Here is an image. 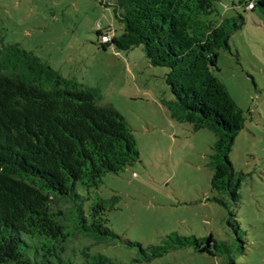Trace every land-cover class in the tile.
<instances>
[{"label": "trees", "instance_id": "obj_1", "mask_svg": "<svg viewBox=\"0 0 264 264\" xmlns=\"http://www.w3.org/2000/svg\"><path fill=\"white\" fill-rule=\"evenodd\" d=\"M103 1L122 32L100 43L102 49L140 46L150 66L166 69L173 118L193 132L214 135L211 190L231 217L245 175L235 171L229 153L244 118L213 70L219 50L228 49L239 27L236 20H203L213 14L216 0ZM245 8L264 18V0H248ZM101 100L97 89L64 77L32 52L0 46V264H121L94 251L117 244L134 250L131 264L182 249L243 264L235 221L226 222L231 238L224 242L211 234L172 233L147 247L109 228L115 199L97 191L106 174L118 175L138 160V152L124 118Z\"/></svg>", "mask_w": 264, "mask_h": 264}, {"label": "rangeland", "instance_id": "obj_2", "mask_svg": "<svg viewBox=\"0 0 264 264\" xmlns=\"http://www.w3.org/2000/svg\"><path fill=\"white\" fill-rule=\"evenodd\" d=\"M103 0H0V46L18 45L67 78L101 93L136 141L138 160L118 175L106 174L97 194L115 199L109 228L123 240L160 245L167 235L230 240L227 221L243 244V264H264V18L245 8L248 0H216L203 20L234 19L239 26L219 50L213 74L241 110L244 125L229 153L245 175L232 216L211 190L208 165L214 135L177 122L165 68L150 66L142 48L102 49L97 32L119 36L122 25ZM241 17V18H240ZM117 263L131 264L134 250L98 246ZM149 264H223L191 249L169 252Z\"/></svg>", "mask_w": 264, "mask_h": 264}, {"label": "built area", "instance_id": "obj_3", "mask_svg": "<svg viewBox=\"0 0 264 264\" xmlns=\"http://www.w3.org/2000/svg\"><path fill=\"white\" fill-rule=\"evenodd\" d=\"M249 7H250V6H249ZM110 40H111V36H110L109 34H105V33H104V34L100 37L99 42H100L101 44H104V43H109Z\"/></svg>", "mask_w": 264, "mask_h": 264}, {"label": "crops", "instance_id": "obj_4", "mask_svg": "<svg viewBox=\"0 0 264 264\" xmlns=\"http://www.w3.org/2000/svg\"><path fill=\"white\" fill-rule=\"evenodd\" d=\"M109 34V33H108Z\"/></svg>", "mask_w": 264, "mask_h": 264}]
</instances>
